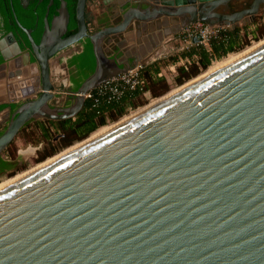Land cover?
<instances>
[{"label":"water","instance_id":"95a60500","mask_svg":"<svg viewBox=\"0 0 264 264\" xmlns=\"http://www.w3.org/2000/svg\"><path fill=\"white\" fill-rule=\"evenodd\" d=\"M58 1L38 44L16 18L28 47L0 38V155L29 122L76 117L88 92L146 64L188 24L264 17V0L232 13L219 8L235 0H135L117 24L90 31V0H76V31L64 36L70 15ZM147 24L144 45L109 54L105 45ZM84 41L94 69L52 105L61 95L50 61ZM0 264H264V41L2 184Z\"/></svg>","mask_w":264,"mask_h":264},{"label":"trees","instance_id":"16d2710c","mask_svg":"<svg viewBox=\"0 0 264 264\" xmlns=\"http://www.w3.org/2000/svg\"><path fill=\"white\" fill-rule=\"evenodd\" d=\"M14 1V8L17 19L26 28L34 29L32 36L36 42L38 41L42 31V18L44 16L48 0L36 4V1L30 2L29 8L22 9L19 5V0ZM67 4V9L70 15L68 30L66 35L73 34L76 31L74 21V9L76 0H64ZM8 0H0V38L8 32H12L15 38H21L23 43H20L21 48H27L28 42L24 34L18 29L14 23L12 11L7 6ZM59 6V1L54 0L53 5L49 8L48 20L56 14V9ZM39 17V22H38ZM36 22L39 26L36 27ZM248 26L235 29L220 30L218 37L213 39L209 44V49L196 46L190 47L182 51V57H191L195 55L197 60L193 61L187 69L182 67L177 68V75L175 80L181 84L184 80L194 77L198 74L199 68L205 69L212 65V59H219L228 53L235 52L241 48L243 44V37L247 36L246 30ZM243 31V33H242ZM255 32L259 36H264V27L257 25ZM82 52L79 55L73 56L68 66L72 69L70 74V81L72 84V91H75L81 82L87 78L94 69V57L92 49L88 41L80 42ZM174 60L175 57H169ZM168 58V59H169ZM152 61L144 64L140 71V76L145 79L146 85L144 90L151 92L154 96L161 95L167 90V85L162 77H155L158 73L162 61ZM1 62V59H0ZM212 62V63H211ZM211 63V64H210ZM164 64V62H163ZM143 91L140 90H124L119 97H111L109 94L99 93L97 89L91 91L92 97L85 100L84 106L79 114L71 119L63 121H47L48 126L43 122H36L41 135L45 140L50 141L55 133H51L49 126L52 127L56 133L59 134V144L61 147H67L74 141H81L85 139L92 132L96 131L108 121L117 120L124 115L127 109L135 108L139 103ZM4 106H0L2 109ZM15 105H11L13 109ZM9 159L0 157V175L10 173L18 165L16 157L8 153Z\"/></svg>","mask_w":264,"mask_h":264},{"label":"rangeland","instance_id":"374dc122","mask_svg":"<svg viewBox=\"0 0 264 264\" xmlns=\"http://www.w3.org/2000/svg\"><path fill=\"white\" fill-rule=\"evenodd\" d=\"M260 25L262 27H264V17L259 14L256 17V21L254 24L252 25H248V29L246 30L247 36L243 37V44L241 46L240 49H238L235 52H231L228 53L227 55L219 58V59H212V62L215 61H220L223 59L228 58L230 55H234V54H238L241 51L245 50L246 48L250 47L251 45H253L256 42L261 41L262 39H264V36H259L257 32H255L256 26ZM244 25L240 24L239 28H243ZM223 29H230V28H223ZM183 33V32H182ZM181 31L174 36H171L169 38L166 39L167 42H165V48L167 49L168 46L171 45V47L173 48V50L168 53L167 58H162L163 56H159L160 58H155V56L151 55L148 60L145 63L150 62L151 60L154 61H161V60H166L169 57H175L174 60H171L170 58L166 61H162V64L159 68L158 73L162 74V78H164L166 85H167V90L164 91L163 93H161V95L158 96H154L151 92L147 91L145 94H142L139 103H137L135 108H131V109H127L126 113L124 115H122L121 117H119L117 120L114 121H108L105 125L103 126H109L111 124H114L116 122H118L119 120H121L124 116H128L131 113H134L135 111L145 107L146 105H148L151 101L158 99L162 96H164V94L166 95L167 93H169L171 90L176 89L180 86H182L183 84H185L186 82L192 80L193 78L197 77L198 75L202 74L203 72L206 71L207 68L202 69L199 68V72L196 76L191 77L189 79L184 80L181 84L177 83L175 80V77L177 75V70L176 72L173 74L170 69L172 67L176 66H180L176 65L178 64L180 61V59H183V57L180 55V53L182 51H185V49H189L190 47H193L194 45L196 46H200L203 48L208 49V46H204L201 44H192V43H184L183 46H181L180 44V38L182 36ZM243 33V31H242ZM186 47V48H185ZM162 51H164V48L162 49ZM59 57V54H56L54 58L51 59V81L55 87V92H57L60 98L55 99L52 101V105H55L58 102V105H61L64 101V94H61V90H63V82H65V79L59 74V72L55 69V64L57 63V59ZM164 62V64H163ZM178 62V63H177ZM211 64V63H210ZM174 65V66H173ZM177 68V67H176ZM155 76V75H154ZM156 77V76H155ZM97 89H100V91H102V86H99ZM1 90V89H0ZM99 91V90H98ZM31 96V95H30ZM29 96V98H31ZM21 100H15L14 102L20 103ZM57 105V104H56ZM38 122H43L45 126H48L46 120H37ZM36 121V122H37ZM35 121H31L29 122L23 129H21V131L17 134V136L13 139V141L8 145V147L1 153L0 157L4 158V159H9V155L8 153L12 156V158L16 157L15 159H17L18 161V165L15 167V169L13 171H11L10 173H6L4 175H0V183L3 182L4 180H7L9 178H12L14 176H16L17 174H20L22 172H25L33 167H35L36 165L46 161L49 158L54 157L55 155L61 153L62 151H64L65 149L76 145L78 143H80L81 141H74L71 145L67 146V147H61L59 144V134L55 132V130L49 126V129L51 131V133H55V135L53 136V138L48 141L45 140L44 137L41 135L39 128L37 127ZM5 125H1L0 126V133L1 131L4 129ZM101 126V127H103ZM100 127V128H101ZM99 129V128H98ZM97 129V130H98ZM95 132V131H94ZM93 133V132H92ZM91 133V134H92ZM90 134V135H91ZM90 135H88L86 138H88ZM84 140V139H83Z\"/></svg>","mask_w":264,"mask_h":264},{"label":"built area","instance_id":"2783aa9c","mask_svg":"<svg viewBox=\"0 0 264 264\" xmlns=\"http://www.w3.org/2000/svg\"><path fill=\"white\" fill-rule=\"evenodd\" d=\"M220 30H223V28L220 27H214V28H210L207 25H205L202 22L196 21L193 23L188 24L187 26H185L182 30V36H181V46L184 45V43H192V39L193 38H200V40L197 42V44H201L204 46H208L210 44V42L215 39L216 37H218ZM183 44V45H182ZM196 44V43H194ZM186 48V47H185ZM209 49V47H208ZM80 52V45H72L66 49H64L63 51L59 52V57L57 59V63L55 64V69L59 72V74L65 79V82H63V89L67 88V79H68V66H67V61L77 55ZM180 62L176 65L180 66H176L178 67H182L184 69H187V67L193 62L195 61L194 57H184L183 59L179 60ZM212 63V62H211ZM174 66V65H173ZM172 67L170 69V71L174 74L177 70V68ZM142 69V66H139L135 69H132L130 71H128L125 74H121L118 75L112 79H110L108 82L100 85L102 86V91H100V89L98 92L99 93H107L109 94L111 97H119L122 92L126 89L128 90H140L143 91V94H145L147 91L144 90V87L146 85V81L144 78H142L140 76V71ZM156 77H161L162 74L161 73H156L155 74ZM65 91V90H64ZM61 94L65 93L63 92V90H61ZM86 99L92 97L91 95V91L88 92L86 94Z\"/></svg>","mask_w":264,"mask_h":264},{"label":"crops","instance_id":"0c3cea01","mask_svg":"<svg viewBox=\"0 0 264 264\" xmlns=\"http://www.w3.org/2000/svg\"><path fill=\"white\" fill-rule=\"evenodd\" d=\"M124 0H90L87 5L86 19L88 22V26L91 30L100 29L107 26H113L119 22V19L123 13V9L120 8L119 4ZM115 7V14H112L111 11ZM125 7V6H123ZM152 33L150 31H141L139 35L136 34V29L133 27L129 30L124 36L119 37L118 39H114L112 45H105L108 48V52L110 55L113 54V51L124 52L125 50H129L131 47L138 48L140 44L144 45L145 40L149 39V36ZM119 40V41H118ZM120 41H123L124 44L122 48H117L116 45L119 44ZM165 42L160 43L155 50H153L152 55L155 58H160L159 56H163L162 58H167L168 53H170L173 48L170 46L165 48ZM140 43V44H139ZM164 48V51L162 49ZM169 56V55H168ZM195 60L197 57L192 55ZM184 58V57H183ZM7 73V71L5 72ZM3 86L1 87L0 93L2 92Z\"/></svg>","mask_w":264,"mask_h":264},{"label":"flooded vegetation","instance_id":"af4514ba","mask_svg":"<svg viewBox=\"0 0 264 264\" xmlns=\"http://www.w3.org/2000/svg\"><path fill=\"white\" fill-rule=\"evenodd\" d=\"M33 1H36V4L38 5L39 3H42L44 0H19V5L21 6V8L22 9H27V8H29V5H30V2H33ZM134 1L135 0H124V1H122V3H120L119 4V6H120V8H122L124 11H126L128 8H130V7H134V6H136V4L134 3ZM252 2V0H240V1H237V0H235V1H231L230 2V4L228 5V7H225V8H219V11L220 12H222V13H232V12H234V11H238V10H240V9H242L243 7H244V5H249L250 3ZM48 3H49V0H48ZM48 3H47V5H46V8H47V6H48ZM53 3H54V0H53ZM53 5V4H52ZM51 5V6H52ZM7 6H8V8H10L11 9V11H12V15H13V19H14V23H15V18L17 19V16H16V13H15V8H14V1L13 0H8V2H7ZM50 6V7H51ZM123 6H125V7H123ZM49 7V8H50ZM140 7H142V6H140ZM45 12H46V10H45ZM48 13H49V11H48ZM111 13L112 14H115V7H114V9H112V11H111ZM15 16V17H14ZM17 21L19 22V20L17 19ZM119 21H120V19H119ZM38 22H39V17H38ZM38 22H36L37 24H35L36 25V27L37 26H39V23ZM20 23V22H19ZM21 24V23H20ZM22 25V24H21ZM23 26V25H22ZM42 26H43V24H42ZM24 27V26H23ZM26 28V27H25ZM27 29H30V28H27ZM31 30V36H32V33H33V31H34V29H30ZM67 30H68V28H67ZM142 30V29H141ZM140 30V31H141ZM149 31V28H148V24H147V27H146V31ZM42 31H43V28H42ZM42 31H41V34H42ZM90 31H94V29L93 30H91L90 29ZM67 33V32H66ZM7 34V33H6ZM41 34H40V36H41ZM4 36V35H3ZM2 36V37H3ZM64 36H68V35H64ZM32 38H33V36H32ZM16 40L19 42V45H20V43H23V40L20 38H16ZM33 40H34V38H33ZM39 40H40V37H39V39H38V41L36 42V40H34V42L36 43V44H38L39 43ZM79 45H80V52L77 54V55H79L81 52H82V46H81V44L79 43ZM21 46V45H20ZM21 48V47H20ZM22 50H25L26 48H21ZM113 56H116V57H119L120 56V52H117V51H113V54H112ZM76 56V55H75ZM55 57V56H54ZM53 57V58H54ZM72 58V57H71ZM70 58V59H71ZM69 59V60H70ZM69 60L66 62L67 63V66H68V62H69ZM153 60H151L150 62H152ZM51 63V62H50ZM49 65H51V64H49ZM68 79H67V87H70L71 89H72V84H71V81H70V74L73 72L72 71V69L71 68H69V66H68ZM50 75H51V66H50ZM62 104H64V101H63V103ZM10 114H11V111H10V113L7 115V116H10Z\"/></svg>","mask_w":264,"mask_h":264},{"label":"bare ground","instance_id":"6f19581e","mask_svg":"<svg viewBox=\"0 0 264 264\" xmlns=\"http://www.w3.org/2000/svg\"><path fill=\"white\" fill-rule=\"evenodd\" d=\"M263 41H264V39H262V40L259 41V42L254 43L253 45H251L250 47L246 48L245 50L241 51V52L238 53V54L230 55L228 58L223 59V60H220V61H215L212 65L208 66L207 69H206V71L203 72L202 74H200V75H198L197 77L193 78L192 80L186 82V83L183 84L182 86H180V87H178V88H176V89L171 90V91H170L169 93H167L166 95L164 94V96H162V97H160V98H158V99H155V100L151 101V102H150L148 105H146L145 107H147V106H149V105L155 103L156 101H158V100L164 98L165 96L169 95L170 93H172V92L178 90L179 88L183 87L184 85L190 83L191 81L197 79L198 77H200V76L204 75L205 73L211 71L212 69L218 67L219 65H221V64H223V63H225V62H227V61H229V60H231V59L237 57L238 55L242 54L243 52H245V51L251 49L252 47H254V46H256V45H258V44H260V43H262ZM30 75H31V74H30ZM29 77H31V76H29ZM6 86H7V84H6V81H5V87H6ZM1 87H2V86H0V89H1ZM3 89H4V87H3ZM4 93H5L4 95H3L2 93H0V98L7 97V92H4ZM145 107H143V108H145ZM143 108H141V109L135 111L134 113H131V114L128 115V116H124L121 120H119L118 122H116V123H114V124H111V125H109V126H103V127L99 128L98 130H96L95 132H93V133H92V134H91L86 140H88V139L94 137L95 135H97L98 133H100V132H102V131H104V130H106V129H108V128L114 126V125H116L117 123L121 122L122 120H124V119H126V118H128V117H130V116H132V115H134L135 113H137L138 111L142 110ZM86 140H84V141H86ZM84 141H82V142H84ZM82 142H80V143H82ZM80 143H78V144H80ZM78 144H76V145H78ZM76 145H73V146H71V147L65 149V150L62 151L61 153L65 152V151H67V150H70L71 148L75 147ZM61 153H59V154H61ZM59 154L55 155L54 157L58 156ZM54 157H52V158H54ZM52 158H49V159H47L46 161H48V160H50V159H52ZM46 161H44V162H46ZM44 162H42V163H44ZM42 163L36 165L35 167L41 165ZM35 167H33V168H35ZM33 168H31V169H33ZM31 169H29V170H31ZM29 170H27V171H29ZM27 171H25V172H27ZM25 172H22V173L17 174L16 176H14V177H12V178H9V179H7V180H4L3 182L0 183V186H1L2 184H4V183H6V182H8V181H10V180H12V179H14L15 177H17V176H19V175L25 173Z\"/></svg>","mask_w":264,"mask_h":264}]
</instances>
